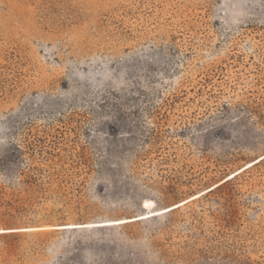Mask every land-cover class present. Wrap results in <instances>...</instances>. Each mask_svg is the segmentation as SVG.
I'll list each match as a JSON object with an SVG mask.
<instances>
[{
    "label": "rangeland",
    "instance_id": "374dc122",
    "mask_svg": "<svg viewBox=\"0 0 264 264\" xmlns=\"http://www.w3.org/2000/svg\"><path fill=\"white\" fill-rule=\"evenodd\" d=\"M261 155L264 0H0V264H264Z\"/></svg>",
    "mask_w": 264,
    "mask_h": 264
},
{
    "label": "bare ground",
    "instance_id": "6f19581e",
    "mask_svg": "<svg viewBox=\"0 0 264 264\" xmlns=\"http://www.w3.org/2000/svg\"><path fill=\"white\" fill-rule=\"evenodd\" d=\"M257 160H258V159H257ZM241 170H243V169H241ZM241 170H239L238 172H235V175H236L237 173H239ZM235 175H234V173H232V174H230L229 176H227L226 179H229V177L232 178V177H234ZM226 179H225V180H226ZM225 180H223V181H225ZM223 181H221V182H223ZM215 186H216V185H215ZM215 186H212V187H210L209 189H212V188H214ZM206 191H207V190H206ZM203 192H205V191H203ZM200 194H201V193L195 194L194 196L190 197V198L187 199L186 201H182V202H180V203H178V204H175V205H172V206H170V207H167V209H169V211L172 210V209H175V208L181 206L182 204H184V202H188V200L190 201V200L196 198L197 196H199ZM146 202H150V203L152 204V201H150V200H147ZM147 209H148V208H147ZM154 212L165 213V212H168V211H165V208H164V209H161V210H154V209H151V210H149L147 213H145V214H143V215H141V216H139V217H136L135 219L138 220V219H142V218H140V217H147V218H149L148 216H150V217L155 216V215H153ZM124 220H127V219H124ZM124 220L110 221V222H106V224H110V223H118V222H121V221H124ZM104 223H105V222H104ZM79 225H81V224H71V225H61V226H79ZM2 230H4V229H2Z\"/></svg>",
    "mask_w": 264,
    "mask_h": 264
},
{
    "label": "snow or ice",
    "instance_id": "6c2138e0",
    "mask_svg": "<svg viewBox=\"0 0 264 264\" xmlns=\"http://www.w3.org/2000/svg\"><path fill=\"white\" fill-rule=\"evenodd\" d=\"M260 159L262 161H264V155H261ZM234 175H235V173H234ZM229 179H231V177H229ZM144 207L151 209V208H153V205L150 202H145ZM165 211H169V209H167V207H165ZM153 215L160 216V215H162V213L154 212ZM140 218L146 219L147 217H140ZM19 230L20 231H34L35 229H19Z\"/></svg>",
    "mask_w": 264,
    "mask_h": 264
},
{
    "label": "trees",
    "instance_id": "16d2710c",
    "mask_svg": "<svg viewBox=\"0 0 264 264\" xmlns=\"http://www.w3.org/2000/svg\"><path fill=\"white\" fill-rule=\"evenodd\" d=\"M240 173V172H239ZM237 176V174L234 176V177H232V178H235ZM231 178V179H232ZM230 179H227V180H225V181H223V182H221V183H219L218 185H216L214 188H212V189H210V190H208L207 192H205V193H215L216 191H219V190H221V189H223L226 185H227V183H228V181H229ZM205 193H203V194H205ZM203 194H201V195H203ZM200 195V196H201ZM199 196V197H200ZM198 198V197H197ZM196 199V198H195ZM194 200V199H193ZM190 201H192V200H190ZM189 202V201H188ZM186 204V203H185Z\"/></svg>",
    "mask_w": 264,
    "mask_h": 264
}]
</instances>
